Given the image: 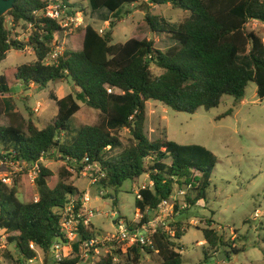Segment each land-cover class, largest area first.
Listing matches in <instances>:
<instances>
[{"label": "trees", "instance_id": "16d2710c", "mask_svg": "<svg viewBox=\"0 0 264 264\" xmlns=\"http://www.w3.org/2000/svg\"><path fill=\"white\" fill-rule=\"evenodd\" d=\"M86 1L90 11L106 10L110 14L108 30L99 34L92 26H85L81 50L64 51L51 64L46 60L62 30L54 21L34 15L44 8L43 0H15L14 8L0 18V62L12 49L30 48L35 56V61L0 76V99L10 98L12 84L43 90L51 84L70 82L76 91L62 99L50 93L57 110L53 121L42 129L17 113H7L9 125L0 127V150L5 153L2 159L35 168L37 173V193L27 187V202L18 199L16 181L12 186L0 181V229L9 235L8 243L15 245L20 264L36 259L37 252L30 244L49 257L54 244L64 241L63 212L69 205L75 211L81 208L83 195L64 178L57 179L41 159L57 154L82 167L96 165L95 176H100L97 184L114 191L125 181L145 177L147 185L134 204L139 219L127 222L130 231L140 230L156 218L165 202L174 204L177 213L173 198L177 192L183 193L187 209L204 200L217 164V157L203 146L149 141L144 133L146 103L159 102L188 114L200 108L209 111L217 108L224 96L243 99L250 82L255 83L258 98L264 99V41L258 32L249 30L254 22L264 25V0ZM136 4L143 9L149 32L168 35L174 46L163 52L145 33L123 44H111L116 24L129 14H123L124 8ZM165 5L187 14L175 28L150 13L152 6ZM6 17L13 28L22 25L27 30L31 26L27 42L11 39ZM152 65L162 73L154 76ZM78 102L98 112L95 125L71 127L70 120L80 110ZM123 130L129 131V147L108 157L109 152L121 147L119 133ZM207 223L202 231L207 245L205 259L224 245L222 236L211 228L212 220ZM180 225L169 226L174 228L173 235L164 226H157L146 233L145 245H131L125 254L122 243L98 245L108 250L98 264H115V259L124 255L132 264H140L144 255H156L160 264H182L178 241L186 230ZM93 236L92 225L79 228V243ZM78 246L74 243L73 250ZM240 252L233 249L235 254ZM78 263V256L61 262Z\"/></svg>", "mask_w": 264, "mask_h": 264}, {"label": "rangeland", "instance_id": "374dc122", "mask_svg": "<svg viewBox=\"0 0 264 264\" xmlns=\"http://www.w3.org/2000/svg\"><path fill=\"white\" fill-rule=\"evenodd\" d=\"M65 2L68 6H73L69 9V13L81 14L82 23L77 27L74 24L69 25L57 36L56 43L53 42L54 50L46 60L48 64L56 59L55 54L60 56L64 51L81 50L82 30L85 26L90 25L99 34H104L111 20L106 10L90 11L86 0H65ZM126 12L129 14L117 23L113 30L111 44H123L145 33L149 38L154 39V47L163 52L175 45L168 35H153L149 32L144 23L141 5L125 7L123 14ZM150 13L163 18L173 28L187 17L185 12L175 10L169 5L152 6ZM5 27L10 32L11 39L21 43L27 42L30 31L24 29L22 25L13 28L11 19L6 17ZM249 30H255L264 39V28L258 24H250ZM33 61L35 56L30 48L22 51L12 49L0 62V76L7 75L10 69ZM150 70L154 76L162 73L153 65ZM256 89L255 83L250 82L243 99L236 100L224 96L217 108L209 111L200 108L194 114L175 112L155 101L146 103L144 133L149 141L160 139L180 145H200L217 157V164L204 200L187 209L183 195L177 192L173 197L177 201V213L173 211L174 204L161 209L156 218L145 228L148 230L165 226V230H173L174 228L169 226L180 223L181 229L186 230L178 241L182 264H264L262 241L264 238V99L258 98ZM75 92L70 82L51 84L43 90H38L35 86L32 89L30 87L25 89L20 84H12L10 98L4 100L8 110L4 109L0 99V110L4 113L0 114V127L9 125L7 113H17L25 121L32 120L38 129H42L53 121L57 110L54 102L49 98L50 93L63 98ZM78 104L80 110L70 120L71 127L78 129L82 126L95 125L99 119L98 112L86 107L82 102ZM14 109L18 112H14ZM229 111L231 113L223 117ZM119 138L121 147L109 152L108 157L118 155L129 147L131 137L128 130L121 131ZM2 154L5 153L0 150V179L6 178L11 172L10 175L14 177L7 186H12L16 181L18 199L27 202L25 195L27 187L33 194L37 193L35 183L33 184L28 176V169L23 164L10 165L8 160L2 159ZM41 163L57 179L64 178L83 196L88 194L90 201L87 207L93 212L90 219L93 238L116 233L118 227L114 222L127 223L139 219L134 207L135 191L141 185L147 184L145 177L135 182L125 181L114 191L103 188L97 182L92 184L91 180L98 172L96 165L82 167L62 159L57 154L44 158ZM210 220H212L211 228L222 236L224 245L219 247V251L214 256L205 259L207 245L202 231L207 228V221ZM8 237L6 233L0 232V264H20L17 262L15 245L8 243ZM73 243H77V240L75 239ZM120 246L125 254L131 245L123 242ZM233 249L242 252L235 254ZM97 252L90 258L91 261L78 256V264H98L100 257L106 252L100 249H97ZM38 253L33 262L26 264H52L48 257H43L39 251ZM219 255L220 261L217 260ZM115 264L132 263L124 255L116 258ZM140 264H160V260L156 255H144Z\"/></svg>", "mask_w": 264, "mask_h": 264}, {"label": "built area", "instance_id": "2783aa9c", "mask_svg": "<svg viewBox=\"0 0 264 264\" xmlns=\"http://www.w3.org/2000/svg\"><path fill=\"white\" fill-rule=\"evenodd\" d=\"M43 1H44V8L39 11H35L34 15L38 17H42L44 19L54 21L61 28L62 32L69 25L74 24V26L77 27L82 23V17L80 13L72 14L71 16L69 15L70 8L68 7V4L65 2V0H43ZM262 26L264 28V25ZM30 29H31V26L29 25L27 30L30 31ZM56 40L54 41V43H56ZM55 56L57 58L56 54ZM42 160L43 159H41V162ZM9 164L13 165L15 163L9 161ZM16 164H19V163H16ZM28 171H29L28 176L31 182L34 184L35 179L37 177L36 169L31 168V169H28ZM10 174L11 172L9 173V175ZM9 175L6 178L4 177L0 179V181L5 185H10L12 177L14 176L12 175L9 176ZM99 178L100 176H95V178L91 180L92 184H96ZM146 185L147 184L141 185L140 188H138L135 191L136 199H140L139 191L141 189H144ZM180 194L183 195L182 192H180ZM37 199H38L37 196H35L34 201L36 202ZM89 201L90 199H89L88 194H85L81 200V208L79 210L75 211L73 205H69L63 212V215L61 218V228H62V233L64 235V239H63L64 241H61V240L57 241L52 248L51 252H53L52 253L53 264H61L62 260L65 257L67 256L69 257L70 254L73 253L74 251L73 242L75 239L77 240V243L79 244V247L81 248V255L79 256H81V258L83 259L88 260L92 258L91 252H93L94 254L98 253L97 249H100L97 247L98 245L104 246L105 244L123 243V242H128L130 245H134V244L145 245L147 242V238L145 237L146 233H150L155 230V228L145 230V228L150 225L149 223L148 226H144L140 230L130 231L128 229L127 223L116 222L115 225H117L118 227L116 233L105 235L102 238L92 237L87 241L79 243V228L83 227V228L88 229V227L91 225L90 219L93 216V212L87 207ZM170 206H171L170 204L165 202L161 205V209L168 208ZM0 232L5 233V230L0 229ZM170 234L173 235V231L170 230ZM29 247L30 249L37 252V249L35 248L33 244H30ZM65 247L68 248V251L70 254L68 255L63 254L62 248H65ZM100 250H104V252L107 253V249H105V247H103V249H100ZM29 262H32V261H29Z\"/></svg>", "mask_w": 264, "mask_h": 264}, {"label": "crops", "instance_id": "0c3cea01", "mask_svg": "<svg viewBox=\"0 0 264 264\" xmlns=\"http://www.w3.org/2000/svg\"><path fill=\"white\" fill-rule=\"evenodd\" d=\"M256 24H258L260 27H262L263 28V26L261 25V24H259V23H257V22H254V25H256ZM264 32V31H263ZM263 41H264V39H263ZM81 47V46H80ZM81 49V48H80ZM79 49V50H80ZM33 53V52H32ZM62 54V53H61ZM32 87L33 86H30V89H32ZM58 98V97H57ZM64 98V97H63ZM58 99H62V98H58ZM5 99H1V102H2V104H3V106H4V109L5 110H8V107L6 106V104H5V101H4ZM9 110H10V108H9ZM14 112H18V110L17 109H14L13 110ZM2 114H4V113H2ZM0 175H1V173H0ZM62 251H63V254L64 255H68V254H70L69 253V251H68V248H62ZM40 252V251H39ZM41 253V252H40ZM52 253L53 252H51L50 253V255H49V257H48V259H49V261L51 260V262H52ZM39 255V253H38V250H37V256ZM73 255H75V256H79V255H81V248L78 246V249L76 250V251H73V253L72 254H70V258H74L75 256H73ZM43 257H44V255H43ZM33 262V261H32Z\"/></svg>", "mask_w": 264, "mask_h": 264}, {"label": "water", "instance_id": "95a60500", "mask_svg": "<svg viewBox=\"0 0 264 264\" xmlns=\"http://www.w3.org/2000/svg\"><path fill=\"white\" fill-rule=\"evenodd\" d=\"M15 0H0V18L3 17L7 12L14 8ZM116 222H114L115 224ZM215 259V258H214ZM217 260L220 261V255L217 257Z\"/></svg>", "mask_w": 264, "mask_h": 264}]
</instances>
